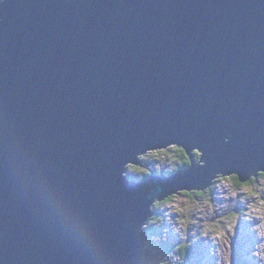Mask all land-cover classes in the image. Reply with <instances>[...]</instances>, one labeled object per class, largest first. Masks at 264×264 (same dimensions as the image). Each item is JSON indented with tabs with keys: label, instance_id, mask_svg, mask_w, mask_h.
<instances>
[{
	"label": "water",
	"instance_id": "water-1",
	"mask_svg": "<svg viewBox=\"0 0 264 264\" xmlns=\"http://www.w3.org/2000/svg\"><path fill=\"white\" fill-rule=\"evenodd\" d=\"M0 16V264H158L157 200L264 167V0H4ZM168 141L200 161L124 174Z\"/></svg>",
	"mask_w": 264,
	"mask_h": 264
},
{
	"label": "rangeland",
	"instance_id": "rangeland-1",
	"mask_svg": "<svg viewBox=\"0 0 264 264\" xmlns=\"http://www.w3.org/2000/svg\"><path fill=\"white\" fill-rule=\"evenodd\" d=\"M175 158L179 154L169 146L158 158L149 155L153 164L144 167L143 172L147 174L152 171L149 168H155L159 175L164 171L167 176H174ZM193 159L196 160L195 154ZM128 169L133 171L132 165ZM218 178L200 195L199 189H192L189 195L176 193L170 201L155 205L164 207L160 213L163 222L158 213L150 221V227L156 230L152 245L154 254L162 259L159 264H175L180 259L182 244L165 243L180 244L182 239L190 244L188 264H264V177L259 176L246 187H236L232 180ZM256 219L259 223H254ZM171 247L174 251L169 253Z\"/></svg>",
	"mask_w": 264,
	"mask_h": 264
},
{
	"label": "snow or ice",
	"instance_id": "snow-or-ice-1",
	"mask_svg": "<svg viewBox=\"0 0 264 264\" xmlns=\"http://www.w3.org/2000/svg\"><path fill=\"white\" fill-rule=\"evenodd\" d=\"M4 0H0V3H3ZM3 20V17L0 16V22H2ZM233 139L232 135L230 134L228 137H226V143L227 142H230L231 140ZM171 146L172 149H174L175 151H179V152H184V147H179L177 145V143L173 142V141H168V145H165V146H162V145H158V144H154V145H151V147L155 148L156 150L155 151H152L150 153V155L152 156H155V157H159L160 155V152L161 151H164V152H167V147L168 146ZM187 147L190 149L189 151L192 150V148H196L197 151L195 153V155H201V152L199 151V149L201 147L199 146H193V145H187ZM204 155L206 154L205 151L203 153ZM185 155L187 156V153H185ZM145 157H141V159H143ZM132 170L133 171H137V172H143L145 171L144 169H140V168H137L135 165H132ZM259 173L260 176H264V167H259V168H255L251 171H248V170H242V169H233L232 172L234 174H230L228 176H225V177H221L222 179H230V180H234L239 186L241 187H246V186H249V184L253 181H256L257 179V176L256 175H251L250 179L248 177V173L249 172H257ZM125 175H127V173H124ZM244 177V179L242 180L241 178ZM183 187V186H182ZM184 195H189L191 194V192H188V191H184L183 192ZM198 195L202 194L201 193H197ZM255 195V194H254ZM240 198L241 199H244L245 197L243 196V194L240 195ZM254 223H259V219H256L254 221ZM255 259V258H254Z\"/></svg>",
	"mask_w": 264,
	"mask_h": 264
},
{
	"label": "clouds",
	"instance_id": "clouds-1",
	"mask_svg": "<svg viewBox=\"0 0 264 264\" xmlns=\"http://www.w3.org/2000/svg\"><path fill=\"white\" fill-rule=\"evenodd\" d=\"M154 151V150H153ZM185 151V150H184ZM186 152V151H185ZM184 152V153H185ZM194 152V151H193ZM193 152H192V154L189 156L188 154H187V156H189L190 157V159H192V160H194L193 159ZM201 156V155H200ZM199 161H200V157H199ZM199 161H196V160H194V163L195 164H197ZM129 165H135V164H129ZM129 165L127 166V171H126V173H129L128 172V167H129ZM191 165H192V163H191ZM190 165V166H191ZM189 166V167H190ZM189 167H187V168H185V169H188ZM185 169H181V170H185ZM181 170H178V171H175L176 173L177 172H179V171H181ZM172 172V171H171ZM155 174V175H157V176H167V174L163 171V174H161V175H159L158 174V170H156L155 172L154 171H147V174L145 175V177H143V178H137V177H135V178H131V179H135V180H137V181H143L146 177L148 178V176L149 175H151V174ZM127 177H129L130 178V176H128V175H126ZM220 178L221 177H224V176H219ZM218 178V177H217ZM219 179V178H218ZM215 180V179H214ZM214 183V182H213ZM210 187V186H209ZM209 187H207V188H209ZM206 188V189H207ZM250 190V189H249ZM184 191H187V190H179L177 193H183ZM200 191H202V192H204L205 191V189L204 190H200ZM189 192V191H188ZM190 192H193V190L192 191H190ZM176 193H173V194H170V195H168V196H166V197H164L163 199H161V200H157L155 203H154V205H152V207H151V215L148 217V223H147V228L146 227H144L143 226V233L145 234V240H144V242H143V249L144 250H146V251H148V252H150V253H152L154 256H156L158 259H160L161 257L158 255V254H154V252H155V250H154V247H153V245H152V240H153V238H154V236H156V230L154 229V227L152 226V227H150V221H151V219L153 218V217H156L157 218V216L155 215L156 214V208H155V205H159V204H161V203H163V202H165V201H170L171 199H172V197L175 195ZM171 197V199L170 200H167L168 198H170ZM164 208V207H163ZM163 208H161V211L163 210ZM161 211L158 213V218L161 220V223L163 222V217H162V215L160 214L161 213ZM235 220V217H233V221ZM160 223V224H161ZM181 242H180V244H177V241H167L166 243H165V246H168L170 243H172V246L173 245H177V246H179V245H181L182 244V246H181V248L183 247V245H186V244H189V242L187 241V242H185V239H182V240H180ZM169 251H174V249H173V247H171L170 249H169ZM178 261H180V259L178 260ZM178 261H176V263L175 264H177L178 263ZM187 262V264H188V262L189 261H186ZM159 264V263H158Z\"/></svg>",
	"mask_w": 264,
	"mask_h": 264
},
{
	"label": "trees",
	"instance_id": "trees-1",
	"mask_svg": "<svg viewBox=\"0 0 264 264\" xmlns=\"http://www.w3.org/2000/svg\"><path fill=\"white\" fill-rule=\"evenodd\" d=\"M196 151L197 150H194L193 156L196 153ZM177 152L179 154V158L178 159L175 158V165L177 164L176 167H175V171H178V170L185 169V168L189 167L191 165V163H192V159H190L189 156L185 155V153H186L185 151H184L185 153L184 152L182 153V152H179V151H177ZM150 153L142 155L141 157H145V158L141 159V157H140L139 163H137V165H135V166L139 167L140 169H143L144 167H147L148 164L152 163L148 159ZM199 157H201V156L200 155H196V161H199ZM149 169H151L154 172L156 171L155 168H149ZM128 172L130 173V175H129L130 178H135V177L143 178L146 175L144 172L131 171V169H129ZM259 176L260 175L257 176V179H258ZM232 181L234 182L236 187H239V185L234 180H232ZM201 192L202 191H200V193ZM170 199H171V197L168 198L167 200H170ZM160 211H161L160 207H156V213H159ZM145 227L147 228V224L145 225ZM177 244H179V243H177ZM168 252L171 253L172 251H168ZM169 255L170 254H167L166 256H169ZM179 255H180V261H178L177 264H183L184 262L189 261V258H190V255H191L190 244L183 245V247L180 249V254Z\"/></svg>",
	"mask_w": 264,
	"mask_h": 264
},
{
	"label": "bare ground",
	"instance_id": "bare-ground-1",
	"mask_svg": "<svg viewBox=\"0 0 264 264\" xmlns=\"http://www.w3.org/2000/svg\"><path fill=\"white\" fill-rule=\"evenodd\" d=\"M169 147V146H168ZM180 147V146H179ZM185 150V149H184ZM197 150V149H196ZM259 175V173L257 172V175L256 176H258ZM250 179V178H249ZM148 223V221H146V224ZM145 224V225H146ZM145 225H144V227H145ZM243 233V232H242ZM244 234V233H243ZM248 236H250V234L248 235ZM213 246V245H212Z\"/></svg>",
	"mask_w": 264,
	"mask_h": 264
}]
</instances>
